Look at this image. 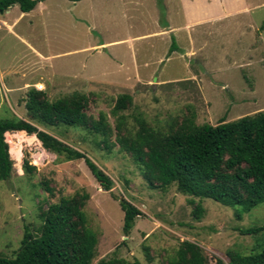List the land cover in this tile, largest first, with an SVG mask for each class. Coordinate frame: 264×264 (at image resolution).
<instances>
[{
    "label": "rangeland",
    "instance_id": "1",
    "mask_svg": "<svg viewBox=\"0 0 264 264\" xmlns=\"http://www.w3.org/2000/svg\"><path fill=\"white\" fill-rule=\"evenodd\" d=\"M195 1L200 0H47L23 16L16 5L0 15V120L26 117L23 99L37 82L49 88L51 100L73 92L90 96L88 113L99 118L104 112L113 125L111 111L123 94L133 96L126 112L130 124L143 118L156 129L168 128L177 117L217 125L264 111V0H208L214 9L249 11L213 26L163 33L169 24L186 26L185 13ZM128 38L132 41L102 46ZM46 131L86 153L115 186L104 191L84 160L59 161L36 136L10 135L14 172L0 182L1 256L17 254L26 230L37 234L42 210L77 193L89 195L85 210L99 235L94 264L112 257L149 264L145 247L152 264H167L184 240L198 243L212 264L217 258L229 263L230 250L264 251V231L243 233L264 226V202L243 213L182 195L175 186L152 190L119 147L108 154L97 146L99 137L79 127ZM25 160L37 167L35 175H24ZM112 193L142 212L130 235L123 231L124 213ZM198 204L204 209L201 219L194 215Z\"/></svg>",
    "mask_w": 264,
    "mask_h": 264
},
{
    "label": "trees",
    "instance_id": "2",
    "mask_svg": "<svg viewBox=\"0 0 264 264\" xmlns=\"http://www.w3.org/2000/svg\"><path fill=\"white\" fill-rule=\"evenodd\" d=\"M45 1L0 0V12L17 5L22 13H29ZM90 102V96L80 92L51 100L44 91L29 90L25 99L26 117L0 120V182L9 181L14 172L5 134L26 132L36 136L43 148L59 161L84 160L100 187L111 192L114 180L86 153L46 131L62 126L79 127L99 137L97 146L108 154L117 147L128 154L149 189L165 191L175 186L182 195L212 199L227 207L241 208L243 213L264 202V111L234 122L222 120L217 125H198L194 117H177L168 128L156 129L143 118L135 119L136 125L130 124L126 112L133 105L132 95L123 94L117 99L111 111L115 125L104 112L99 118L90 115ZM23 168L25 176L37 173V167L28 160ZM43 185L54 195L49 183ZM112 198L124 213L123 231L130 235L142 212L125 197L112 193ZM87 200L89 195L77 193L50 204L41 212L43 225L37 234L26 230L17 254L13 258L0 255V264H94L99 235L89 226ZM194 215L197 219L204 215L201 204ZM261 231L264 226L243 233L253 235ZM145 251L148 263L152 264L150 248L145 247ZM227 257L229 263L217 258L214 264H264V251L245 255L230 250ZM97 264L142 263L112 257ZM167 264L212 263L198 243L184 240Z\"/></svg>",
    "mask_w": 264,
    "mask_h": 264
},
{
    "label": "crops",
    "instance_id": "3",
    "mask_svg": "<svg viewBox=\"0 0 264 264\" xmlns=\"http://www.w3.org/2000/svg\"><path fill=\"white\" fill-rule=\"evenodd\" d=\"M45 2H41L39 3L40 6L44 5ZM200 3V4H199ZM16 6V5H15ZM13 6V7H15ZM220 7H216L215 9L213 8V3L208 1V0H200L198 2L195 1L194 4H192L190 6V8L186 11L185 13V20H186V26H180V27H176V26H171L169 24V26L166 28L168 30L164 31L163 33H176L179 30L185 29V30H192V28L194 27H201V28H205L208 26H213L217 23H222L225 22L228 19H233L234 17L237 16H242L243 14L247 13L249 11V8L244 7L242 9H237V10H227L226 6L221 7V5H219ZM9 8L7 11L5 12H0V15H4L5 13L10 14L11 9L13 8ZM38 8V6H37ZM34 11V10H33ZM22 12V11H21ZM218 13V14H217ZM221 13V14H219ZM25 13H22V16ZM4 25H7L6 22L3 23ZM16 24V21L13 23V25L9 26L10 30H13L14 25ZM1 25V23H0ZM1 27V26H0ZM206 33H204V37H205ZM149 35L144 36L143 38H145L144 40L149 39L148 38ZM194 39V36H192ZM132 41L131 38L125 39V40H116L113 41L111 43H107V44H102V46H106V45H111V44H119V43H123V42H130ZM29 48L31 49L32 52H36L37 56H41L42 55L37 52L36 50H34V48L30 45ZM121 45V44H119ZM119 45H115V46H119ZM195 47H191L190 51H191V55L196 56L197 51L194 49ZM75 52V51H73ZM71 53V52H69ZM192 56V57H193ZM51 57H46V60L50 59ZM148 82H146L144 85H146ZM169 83V82H167ZM177 83V82H175ZM143 84V83H140ZM172 84V83H171ZM29 84H26V88H29ZM35 89L39 90V91H44L46 93H48L49 88L43 84L42 82H37L34 86ZM31 88V89H34ZM30 89V90H31ZM48 95V94H47ZM27 98V97H26ZM25 100V99H23ZM24 105H25V101H24ZM10 152V151H9Z\"/></svg>",
    "mask_w": 264,
    "mask_h": 264
},
{
    "label": "built area",
    "instance_id": "4",
    "mask_svg": "<svg viewBox=\"0 0 264 264\" xmlns=\"http://www.w3.org/2000/svg\"><path fill=\"white\" fill-rule=\"evenodd\" d=\"M10 135L16 136L15 132H7L5 134V142L9 145L11 143V138ZM10 155H11V151H10Z\"/></svg>",
    "mask_w": 264,
    "mask_h": 264
},
{
    "label": "bare ground",
    "instance_id": "5",
    "mask_svg": "<svg viewBox=\"0 0 264 264\" xmlns=\"http://www.w3.org/2000/svg\"><path fill=\"white\" fill-rule=\"evenodd\" d=\"M18 156L20 157V153H18ZM20 165V164H19Z\"/></svg>",
    "mask_w": 264,
    "mask_h": 264
}]
</instances>
